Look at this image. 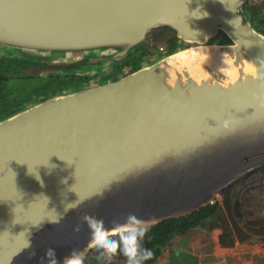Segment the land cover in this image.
Returning <instances> with one entry per match:
<instances>
[{
  "label": "water",
  "instance_id": "1",
  "mask_svg": "<svg viewBox=\"0 0 264 264\" xmlns=\"http://www.w3.org/2000/svg\"><path fill=\"white\" fill-rule=\"evenodd\" d=\"M245 1L0 0V57L46 63L28 73L86 61L77 74H89L157 27L195 47L217 46L231 57L226 68L240 58L250 64L228 77L197 56L201 77L180 69L167 87L159 66L189 48L181 49L0 120V264H50L48 249L56 264L82 259L94 227L190 215L264 167V35L245 19ZM218 31L230 43H209Z\"/></svg>",
  "mask_w": 264,
  "mask_h": 264
},
{
  "label": "trees",
  "instance_id": "2",
  "mask_svg": "<svg viewBox=\"0 0 264 264\" xmlns=\"http://www.w3.org/2000/svg\"><path fill=\"white\" fill-rule=\"evenodd\" d=\"M261 4L246 1L242 6V12L247 20L249 17L252 27L264 35V20L260 19ZM172 35L168 39L165 53H157L155 61L160 57L170 55L177 50V42L181 41L170 28ZM156 39V38H155ZM216 39L219 43H229L226 35L218 31ZM148 41L135 47L127 56L116 60L109 67L110 71L103 76L99 84L115 81L118 78L140 69L144 63H148L149 54ZM87 62L82 61L75 67L57 69V73H48L43 76L38 73H28L33 67L43 68L46 63L34 62L22 56L4 55L0 57V120L5 119L19 111L39 103L51 96H58L76 92L79 89L89 87L92 78L88 75L77 74L82 65ZM238 182V181H237ZM221 191V202L207 205L190 215L164 220L148 228L141 245L143 248L151 249V258L142 261L144 264H152L155 254L162 248L169 245L174 233L185 234L196 227L206 225V223L216 218L215 223L209 222L208 227H218L222 229L218 236V242L222 247L233 246L235 241L243 242L254 235L264 231V219L248 220L241 210L239 201L233 199L232 189L235 184ZM242 221L244 226H240ZM204 223V224H202ZM203 226V227H204ZM243 236V237H242ZM182 261L189 256L185 252H180ZM83 264H94L93 261H84ZM176 257L171 258L172 264H176Z\"/></svg>",
  "mask_w": 264,
  "mask_h": 264
},
{
  "label": "rangeland",
  "instance_id": "3",
  "mask_svg": "<svg viewBox=\"0 0 264 264\" xmlns=\"http://www.w3.org/2000/svg\"><path fill=\"white\" fill-rule=\"evenodd\" d=\"M246 1H252L263 6L260 12V19L264 20V0ZM247 20L251 24L249 17H247ZM258 33L262 34L261 32ZM171 35V31L166 29V27H157L149 31L145 39L148 41L150 49L149 54H147L149 62L144 63L143 66L153 63L158 55L157 53H165L169 42L168 39ZM216 36L217 34L208 42L219 43ZM195 46H198V44L183 41L177 42V50ZM160 48L163 51H160ZM72 58L76 61L81 56L74 54ZM109 71V66H103L100 70H93L85 75L92 78L91 86H94L98 85L102 77L107 75ZM253 173L255 174L253 175ZM232 197L239 201L241 210L248 220L264 219V168L256 169L238 181L232 189ZM216 202H221L220 194L217 196ZM215 221L216 218L208 221L205 226L196 227L185 234L174 233L169 245L160 249L158 254H164L166 259H170L175 251L185 252L189 256L181 264H196V261H199V264H231V261L239 262V264H264V231L243 242L235 241L233 246L222 247L218 242V236L221 234L222 229L218 227L210 229L208 227L209 222L211 224L215 223ZM240 226H244L242 221ZM109 238L119 240V236L116 234L110 235ZM205 249L208 250V255L204 254ZM117 252H119V249ZM104 255L97 247L92 246L81 260L85 258L84 261L91 260L94 263L101 260ZM165 258L158 260L160 262L158 264H165L167 262ZM179 259L181 261L183 259L180 254Z\"/></svg>",
  "mask_w": 264,
  "mask_h": 264
},
{
  "label": "clouds",
  "instance_id": "4",
  "mask_svg": "<svg viewBox=\"0 0 264 264\" xmlns=\"http://www.w3.org/2000/svg\"><path fill=\"white\" fill-rule=\"evenodd\" d=\"M129 218L139 227L120 226L115 232L119 236V240L110 239L112 231L104 226L101 225L98 229L94 227L95 235L92 244L105 254L101 259H111L118 249L127 257L126 264H142V261L152 257L151 249L143 248L141 245V241L150 227L149 222L141 221L135 216ZM45 255L52 257L50 264H56L53 249H48ZM64 264H83V262L78 254H72L70 257L65 258Z\"/></svg>",
  "mask_w": 264,
  "mask_h": 264
},
{
  "label": "bare ground",
  "instance_id": "5",
  "mask_svg": "<svg viewBox=\"0 0 264 264\" xmlns=\"http://www.w3.org/2000/svg\"><path fill=\"white\" fill-rule=\"evenodd\" d=\"M197 56L201 58L202 63L208 61L214 67H216L215 70L217 73L222 74V71H224V73L228 72L227 73L228 77H229V73L235 74L237 73V71L243 69V67L246 68L248 67L250 69V64L248 62H245L242 58L234 62V66L232 65V67L230 66L229 68H226L225 64L231 65L230 62L231 57L229 55L227 56L223 54V52H221V49L218 48L217 46L193 47L187 50L177 51L174 55L166 58L163 61V63L159 66V69L164 70L167 75V78L165 80L167 87L173 84L172 79L174 78V73L180 69L187 70L189 77L193 76L192 74L193 71L195 73L194 74L195 76H193V78L196 79L198 77H201L198 75H200L201 72H203L202 68L200 66H196L195 63L193 62ZM254 174L255 173H253V175ZM246 176H248V174H246ZM238 180H236L235 182H237ZM115 232L116 230L112 231V234H115ZM91 245L93 246V244ZM119 264H126V260H122Z\"/></svg>",
  "mask_w": 264,
  "mask_h": 264
},
{
  "label": "flooded vegetation",
  "instance_id": "6",
  "mask_svg": "<svg viewBox=\"0 0 264 264\" xmlns=\"http://www.w3.org/2000/svg\"><path fill=\"white\" fill-rule=\"evenodd\" d=\"M245 176V175H244ZM244 176H242L241 178H239V180L238 181H240ZM113 235V234H112ZM122 253L120 252V250H119V252H117L115 255H113L112 257H119L120 255H121ZM179 254H180V251H175L174 253H173V255H172V257L173 256H175L176 257V264H181L183 261H181L180 259H179ZM204 254H206V255H208V250H206L205 249V251H204ZM171 257V258H172ZM161 258H165V256H164V254H158V253H156L155 254V258H154V261H153V263L152 264H158V263H160L158 260H161ZM171 258L170 259H166L165 258V260L167 261L166 263L167 264H172V260H171ZM102 260V259H101ZM100 260H98V261H96V262H94V264H96L97 262H99ZM199 261H196V264H199L198 263ZM165 263V264H166ZM201 263V262H200ZM142 264H144V263H142Z\"/></svg>",
  "mask_w": 264,
  "mask_h": 264
},
{
  "label": "crops",
  "instance_id": "7",
  "mask_svg": "<svg viewBox=\"0 0 264 264\" xmlns=\"http://www.w3.org/2000/svg\"><path fill=\"white\" fill-rule=\"evenodd\" d=\"M203 252V251H202ZM231 264H239V262L231 261Z\"/></svg>",
  "mask_w": 264,
  "mask_h": 264
},
{
  "label": "built area",
  "instance_id": "8",
  "mask_svg": "<svg viewBox=\"0 0 264 264\" xmlns=\"http://www.w3.org/2000/svg\"><path fill=\"white\" fill-rule=\"evenodd\" d=\"M161 50L160 51H163L162 48H160ZM163 53V52H162Z\"/></svg>",
  "mask_w": 264,
  "mask_h": 264
}]
</instances>
